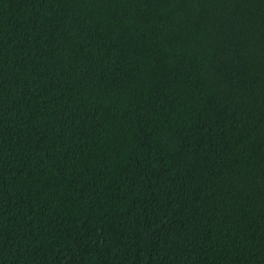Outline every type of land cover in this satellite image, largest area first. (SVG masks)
Here are the masks:
<instances>
[{
    "label": "trees",
    "instance_id": "obj_1",
    "mask_svg": "<svg viewBox=\"0 0 264 264\" xmlns=\"http://www.w3.org/2000/svg\"><path fill=\"white\" fill-rule=\"evenodd\" d=\"M0 264H264V0H0Z\"/></svg>",
    "mask_w": 264,
    "mask_h": 264
}]
</instances>
